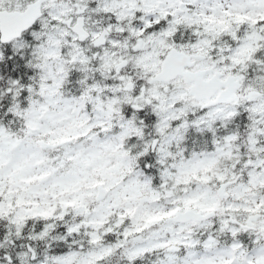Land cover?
<instances>
[{"label": "snow or ice", "instance_id": "snow-or-ice-1", "mask_svg": "<svg viewBox=\"0 0 264 264\" xmlns=\"http://www.w3.org/2000/svg\"><path fill=\"white\" fill-rule=\"evenodd\" d=\"M0 264H264V0H0Z\"/></svg>", "mask_w": 264, "mask_h": 264}]
</instances>
